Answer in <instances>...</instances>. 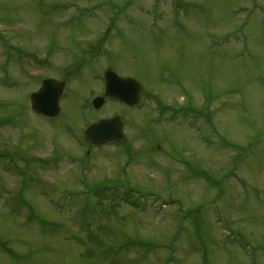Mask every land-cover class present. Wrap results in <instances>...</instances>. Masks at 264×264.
Returning <instances> with one entry per match:
<instances>
[{
	"label": "rangeland",
	"instance_id": "obj_1",
	"mask_svg": "<svg viewBox=\"0 0 264 264\" xmlns=\"http://www.w3.org/2000/svg\"><path fill=\"white\" fill-rule=\"evenodd\" d=\"M108 64L136 108H90ZM49 75L55 122L29 99ZM112 113L126 144L84 145ZM0 162V264H264V0H0Z\"/></svg>",
	"mask_w": 264,
	"mask_h": 264
},
{
	"label": "water",
	"instance_id": "obj_2",
	"mask_svg": "<svg viewBox=\"0 0 264 264\" xmlns=\"http://www.w3.org/2000/svg\"><path fill=\"white\" fill-rule=\"evenodd\" d=\"M107 75H109V72H107L106 76ZM110 77L113 79L112 82H114L115 85L110 84L107 93L110 94L111 88L115 93L123 96L124 98H122L128 104L134 105L138 103L141 90H138V94L136 91L133 94H126L123 89L121 90V88H124L126 92H130V87L136 85L134 80L129 78H119L112 71H110ZM64 86L63 82L56 79L45 80L41 89L31 95L33 110L36 113L49 118L58 116L60 114L59 101L63 95ZM102 103V98L94 101L96 107H100ZM85 136L94 146H102L112 142H123L125 140L124 121L119 116L101 119L87 128Z\"/></svg>",
	"mask_w": 264,
	"mask_h": 264
}]
</instances>
